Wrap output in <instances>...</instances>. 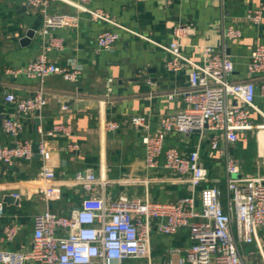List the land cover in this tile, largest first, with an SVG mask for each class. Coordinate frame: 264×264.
<instances>
[{
	"label": "crops",
	"instance_id": "0c3cea01",
	"mask_svg": "<svg viewBox=\"0 0 264 264\" xmlns=\"http://www.w3.org/2000/svg\"><path fill=\"white\" fill-rule=\"evenodd\" d=\"M50 12L76 14L77 25L59 27L54 35L64 40L63 48H54L49 58L58 65L72 62L80 67L79 80H67L53 73L45 82L46 106L35 116L24 119L23 139L33 142L56 124L69 126V132L47 135L52 152L51 166L57 172V185L51 186L47 197L41 187L42 160L18 159L11 165L0 163V201L6 212L0 217V249L29 250L33 233V218L39 212L52 210L69 214L80 205L85 191L72 180L80 170H93L107 183L100 187L106 196L135 195L155 201L176 200L191 193L186 177L164 167L163 161L154 168L145 166V134L130 122L135 114L148 117V127L155 131L162 116L182 110L186 100L181 93L188 83L187 68L172 71L166 61L171 54L163 45L175 40L174 29L187 24L189 33L181 40L183 52L197 62L204 60L203 46H226L234 61L232 79L248 78L247 64L251 51L264 41V22L252 24L245 15L250 9L264 5V0H90L84 3L109 13L117 24L94 20L81 10L77 0H49ZM235 24L242 35L227 39L224 27ZM43 15L31 8L26 0H0V144H13V137L3 128L9 115L17 109L6 101L5 94L31 96L39 79L27 75L24 69L39 53ZM113 29L119 40L108 50L97 47V35ZM35 29L29 41H21L28 30ZM21 68L13 75L8 69ZM175 93L170 97V93ZM234 102L233 99H230ZM253 109L254 129L241 131L231 145L233 155L244 175L264 176V97L257 91ZM120 123L117 130L107 131L108 120ZM199 133L171 134L166 144L182 151L193 149ZM77 144L69 149V144ZM204 166L209 170L203 184H216L225 189L226 166L220 152L210 148L209 138L201 147ZM200 189H198L199 191ZM197 192V197H198ZM15 194H20L19 198ZM8 195L16 200L8 201ZM226 203V199H224ZM15 222L19 232L11 242L3 240L4 225ZM189 229L176 235H164L153 230L152 257L156 262L171 257L181 264L183 253L174 252L189 241ZM186 263V262H185ZM26 264H43L28 260ZM186 264H189L188 262Z\"/></svg>",
	"mask_w": 264,
	"mask_h": 264
},
{
	"label": "built area",
	"instance_id": "2783aa9c",
	"mask_svg": "<svg viewBox=\"0 0 264 264\" xmlns=\"http://www.w3.org/2000/svg\"><path fill=\"white\" fill-rule=\"evenodd\" d=\"M88 1L77 0V3L92 19L117 24L108 12L85 6ZM26 2L43 15L40 51L22 69L28 76L38 78L39 85L28 97H19L13 92L5 94L6 101L16 107L17 114L9 115L3 121L5 132L14 141L11 145L0 144V163L11 165L18 159L31 160L38 154L42 160L40 175L46 181L41 188L47 197L51 186L57 185V172L50 164L52 152L47 135L68 133L69 126L56 124L49 132L42 133L37 139V152L34 142L23 139L20 133L24 119L38 114L48 102L45 96L47 77L59 73L67 80H79L81 70L77 63L61 66L49 58L52 49L64 47V40L54 35V30L77 25L78 21L76 14L50 12L49 0ZM245 17L252 24L263 23L264 5L250 9ZM188 33V25L181 23L174 29L175 40L163 45L171 54L166 61L169 70L187 68L188 83L181 90L187 105L162 116L155 131L149 129L145 115L135 114L130 122L146 131L142 136L145 166L157 167L162 160L164 167L187 178L191 193L167 201L125 194L106 196L100 187L107 182L93 170H80L72 180V184L85 191L80 205L69 214L50 209L36 214L31 248H1L0 264H26L28 260L43 264H128L132 260H145L146 264H174L171 257L159 262L153 260V230L176 235L186 227L190 242L185 247L172 249L184 254L180 258L181 264H264V176L242 174L231 147L241 131L252 130L255 126L252 115L257 91L264 97V41L257 43L250 53L248 78L235 81L231 78L234 61L226 46L217 48L206 44L203 46L204 60L194 61L182 50L181 40ZM223 35L227 39L240 37L242 28L230 24L224 27ZM118 38L117 31L107 28L97 35V47L111 49ZM19 71L21 68L8 69L13 75ZM174 95L173 92L169 94L171 98ZM256 126L264 127V123ZM119 127L120 123L112 119L104 124L107 131ZM174 133L183 136L199 133L198 143L188 151L166 144L167 138ZM207 136L210 148L224 158L225 189L216 184L201 185L209 176L201 157V147ZM76 147L74 143L68 145L69 149ZM19 196L15 194V197ZM5 212V203L0 201V217ZM19 228L13 221L6 223L3 240L13 241ZM247 246H252L255 251L247 250Z\"/></svg>",
	"mask_w": 264,
	"mask_h": 264
},
{
	"label": "water",
	"instance_id": "95a60500",
	"mask_svg": "<svg viewBox=\"0 0 264 264\" xmlns=\"http://www.w3.org/2000/svg\"><path fill=\"white\" fill-rule=\"evenodd\" d=\"M34 35H35V29H30V30H28L26 36H24L21 41H26L27 42L31 38H33ZM33 145H34V151L37 152V147H36L37 140L34 141ZM0 198H2V194L1 193H0ZM6 198H8V201L16 200L17 203L19 202L17 199H14V197L11 196V195H8V197H6Z\"/></svg>",
	"mask_w": 264,
	"mask_h": 264
},
{
	"label": "rangeland",
	"instance_id": "374dc122",
	"mask_svg": "<svg viewBox=\"0 0 264 264\" xmlns=\"http://www.w3.org/2000/svg\"><path fill=\"white\" fill-rule=\"evenodd\" d=\"M250 248H252V250H254V248L252 246H247V250H249ZM255 251V250H254ZM253 257L256 256V254L252 255ZM139 261V262H138ZM132 260V261H129L128 264H140V263H145L146 264V261L145 260ZM143 261V262H142Z\"/></svg>",
	"mask_w": 264,
	"mask_h": 264
}]
</instances>
